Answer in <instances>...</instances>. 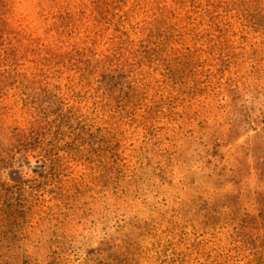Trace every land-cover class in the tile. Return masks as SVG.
Instances as JSON below:
<instances>
[{
  "label": "trees",
  "instance_id": "16d2710c",
  "mask_svg": "<svg viewBox=\"0 0 264 264\" xmlns=\"http://www.w3.org/2000/svg\"><path fill=\"white\" fill-rule=\"evenodd\" d=\"M19 2L0 164L36 168L0 183V264H264V165L236 158L264 135V0Z\"/></svg>",
  "mask_w": 264,
  "mask_h": 264
},
{
  "label": "rangeland",
  "instance_id": "374dc122",
  "mask_svg": "<svg viewBox=\"0 0 264 264\" xmlns=\"http://www.w3.org/2000/svg\"><path fill=\"white\" fill-rule=\"evenodd\" d=\"M17 10H25V12H30L34 9V7L27 6V0H20L19 4L16 5ZM35 12V11H34ZM33 12V13H34ZM239 147L236 150V158H237V168H241L243 175L245 173L250 172V168L259 167L264 165V135L257 133H251L248 136L242 138L236 145ZM250 150H252V154L249 155ZM36 168V160L33 158H27L26 155L20 154L12 159L7 160L4 163L0 164V183L1 184H10L12 185V180L19 177H24L27 180H31L32 170ZM177 181H183V183H187V177H179ZM167 191V189H162V192ZM176 189H172L168 192L167 196L170 198L171 196L176 194ZM232 193V190L229 191V194ZM234 194V193H233ZM153 197L147 198V203L152 201ZM145 204V205H146ZM145 206H140L135 215L137 217L142 216L138 214L143 211ZM133 214V215H134ZM134 215V216H135Z\"/></svg>",
  "mask_w": 264,
  "mask_h": 264
}]
</instances>
